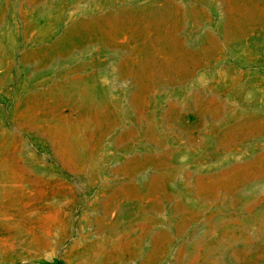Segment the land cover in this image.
Segmentation results:
<instances>
[{
  "label": "rangeland",
  "instance_id": "rangeland-1",
  "mask_svg": "<svg viewBox=\"0 0 264 264\" xmlns=\"http://www.w3.org/2000/svg\"><path fill=\"white\" fill-rule=\"evenodd\" d=\"M0 264H264V0H0Z\"/></svg>",
  "mask_w": 264,
  "mask_h": 264
}]
</instances>
